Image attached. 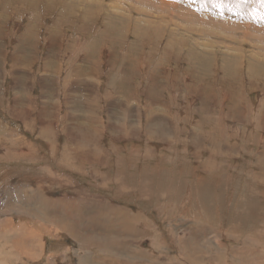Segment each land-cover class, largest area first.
I'll return each instance as SVG.
<instances>
[{
    "label": "rangeland",
    "instance_id": "obj_1",
    "mask_svg": "<svg viewBox=\"0 0 264 264\" xmlns=\"http://www.w3.org/2000/svg\"><path fill=\"white\" fill-rule=\"evenodd\" d=\"M88 263L264 264V0H0V264Z\"/></svg>",
    "mask_w": 264,
    "mask_h": 264
},
{
    "label": "bare ground",
    "instance_id": "obj_2",
    "mask_svg": "<svg viewBox=\"0 0 264 264\" xmlns=\"http://www.w3.org/2000/svg\"><path fill=\"white\" fill-rule=\"evenodd\" d=\"M24 1V0H23ZM184 1V0H183ZM133 2H135V1H133ZM231 2V1H230ZM8 3V2H7ZM30 3V2H29ZM32 3V2H31ZM63 3V2H62ZM136 3V2H135ZM153 4V3H152ZM192 4V3H191ZM161 6H163V5H161ZM165 8V7H164ZM163 8V9H164ZM166 9V8H165ZM232 9V8H231ZM142 11V10H141ZM129 13V12H128ZM201 13V12H200ZM227 13V12H226ZM83 14V13H82ZM87 14V13H86ZM130 15V14H129ZM201 15V14H200ZM254 15V14H253ZM148 16V15H147ZM171 16H172V14H171ZM226 16V15H225ZM86 17V16H85ZM220 17V16H219ZM103 18V17H102ZM174 18V17H173ZM242 18V17H241ZM246 18V17H245ZM101 19V18H100ZM139 19V18H138ZM12 20V19H11ZM163 21V20H162ZM37 24V23H36ZM208 28V27H207ZM90 29V28H89ZM145 29V28H144ZM200 29V28H199ZM113 31V30H112ZM169 31V30H168ZM237 31V30H236ZM242 31V30H241ZM240 31V32H241ZM158 35V34H157ZM252 37V36H251ZM25 40V39H24ZM157 40V39H156ZM113 41V40H112ZM221 43H222V41H221ZM220 43V44H221ZM28 45V44H27ZM27 45H25V46H27ZM34 46V45H33ZM205 48V47H204ZM198 51V50H197ZM165 54V53H164ZM206 54V53H205ZM129 60V59H128ZM204 62V61H203ZM200 63V62H199ZM210 63V62H209ZM206 65H208V64H206ZM201 66V65H200ZM238 66V65H237ZM242 70V69H241ZM186 72V71H185ZM188 73V72H187ZM255 74V73H254ZM240 85V84H239ZM144 92V91H143ZM263 93V92H262ZM148 96V95H147ZM193 102V101H192ZM146 113V112H145ZM126 114V113H125ZM244 120V119H243ZM126 129V128H125ZM128 129V128H127ZM115 131V130H114ZM112 135V134H111ZM128 137V136H127ZM138 148V147H137ZM150 153H152V152H150ZM148 154V153H147ZM202 161V160H201ZM69 163V162H68ZM70 164V163H69ZM53 174V173H52ZM51 195V194H50ZM21 197H22V200L24 201V202H26V204L28 203V204H34V203H36L37 202V198L35 197V196H32L31 198H29L30 196H28V195H24L23 194V192H21ZM46 199V198H45ZM52 205H54V203L55 202H53V201H51L50 202ZM231 222V221H230ZM129 231V230H128ZM227 231V230H226ZM131 232V231H130ZM20 238V237H19ZM133 250V249H132ZM135 251V250H134ZM130 253V252H129ZM93 254V253H92ZM5 256V255H4ZM87 257H88V255H87ZM203 261V260H202ZM89 264V263H88Z\"/></svg>",
    "mask_w": 264,
    "mask_h": 264
}]
</instances>
